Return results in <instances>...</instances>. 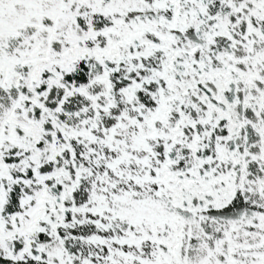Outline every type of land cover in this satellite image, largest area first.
I'll list each match as a JSON object with an SVG mask.
<instances>
[{
  "label": "snow or ice",
  "instance_id": "obj_1",
  "mask_svg": "<svg viewBox=\"0 0 264 264\" xmlns=\"http://www.w3.org/2000/svg\"><path fill=\"white\" fill-rule=\"evenodd\" d=\"M0 264H264V0H0Z\"/></svg>",
  "mask_w": 264,
  "mask_h": 264
}]
</instances>
